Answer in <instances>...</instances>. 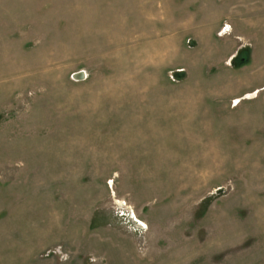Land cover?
I'll use <instances>...</instances> for the list:
<instances>
[{
    "label": "rangeland",
    "instance_id": "obj_1",
    "mask_svg": "<svg viewBox=\"0 0 264 264\" xmlns=\"http://www.w3.org/2000/svg\"><path fill=\"white\" fill-rule=\"evenodd\" d=\"M0 264H264V0H0Z\"/></svg>",
    "mask_w": 264,
    "mask_h": 264
},
{
    "label": "water",
    "instance_id": "obj_2",
    "mask_svg": "<svg viewBox=\"0 0 264 264\" xmlns=\"http://www.w3.org/2000/svg\"><path fill=\"white\" fill-rule=\"evenodd\" d=\"M75 77H76L77 79H83V78H84V74H83V72H79V73H76V74H75Z\"/></svg>",
    "mask_w": 264,
    "mask_h": 264
}]
</instances>
